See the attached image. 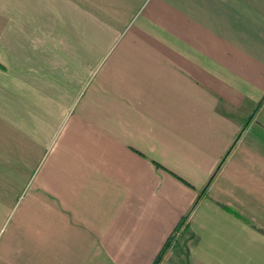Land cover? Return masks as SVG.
<instances>
[{
	"label": "crops",
	"instance_id": "0c3cea01",
	"mask_svg": "<svg viewBox=\"0 0 264 264\" xmlns=\"http://www.w3.org/2000/svg\"><path fill=\"white\" fill-rule=\"evenodd\" d=\"M158 257L264 264V0H0V264Z\"/></svg>",
	"mask_w": 264,
	"mask_h": 264
},
{
	"label": "trees",
	"instance_id": "16d2710c",
	"mask_svg": "<svg viewBox=\"0 0 264 264\" xmlns=\"http://www.w3.org/2000/svg\"><path fill=\"white\" fill-rule=\"evenodd\" d=\"M168 245H169V241L166 242V244L164 245V249H166V247H167ZM159 258H160V257H158V258L155 260V263H154V264H156V262L159 261Z\"/></svg>",
	"mask_w": 264,
	"mask_h": 264
},
{
	"label": "rangeland",
	"instance_id": "374dc122",
	"mask_svg": "<svg viewBox=\"0 0 264 264\" xmlns=\"http://www.w3.org/2000/svg\"><path fill=\"white\" fill-rule=\"evenodd\" d=\"M177 251H178V249H177Z\"/></svg>",
	"mask_w": 264,
	"mask_h": 264
}]
</instances>
